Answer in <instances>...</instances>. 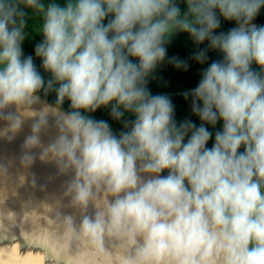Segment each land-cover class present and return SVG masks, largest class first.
I'll list each match as a JSON object with an SVG mask.
<instances>
[{
	"label": "clouds",
	"instance_id": "obj_1",
	"mask_svg": "<svg viewBox=\"0 0 264 264\" xmlns=\"http://www.w3.org/2000/svg\"><path fill=\"white\" fill-rule=\"evenodd\" d=\"M181 2L184 11L177 0H0V138L32 121L22 167L38 151L70 176L73 205L102 201L76 234L118 242L129 253L120 264H264V25L254 22L264 0ZM34 17L40 68L23 50ZM221 18L235 27L218 32ZM178 33L207 42L197 63L209 50L223 57L183 93L199 125L177 121L171 98L148 87ZM102 108L133 119L114 134L90 115ZM50 116L57 136L44 145Z\"/></svg>",
	"mask_w": 264,
	"mask_h": 264
},
{
	"label": "water",
	"instance_id": "obj_2",
	"mask_svg": "<svg viewBox=\"0 0 264 264\" xmlns=\"http://www.w3.org/2000/svg\"><path fill=\"white\" fill-rule=\"evenodd\" d=\"M41 101L51 103L42 96ZM4 123L0 121V127ZM31 124L26 120L11 141L0 138V248L17 245L19 253L38 252L45 264H120L118 257L129 253L118 242L105 237L97 247L76 234L85 216L94 218L102 210V201L99 208L73 205L65 195L70 176L60 174L54 163H42L38 151L33 166L22 167V145ZM56 136L55 118L50 116L43 144Z\"/></svg>",
	"mask_w": 264,
	"mask_h": 264
},
{
	"label": "trees",
	"instance_id": "obj_3",
	"mask_svg": "<svg viewBox=\"0 0 264 264\" xmlns=\"http://www.w3.org/2000/svg\"><path fill=\"white\" fill-rule=\"evenodd\" d=\"M59 2L63 3V0H59ZM177 2L179 3L181 10L184 11L186 6L181 2V0H177ZM254 22L257 25H264V10L261 11ZM28 24L29 27L26 29L28 32V37L23 45L24 54L25 56H33L34 62L36 63L37 67L40 68V60L34 55V47L42 39L41 36L36 34V29L39 26V17L29 19ZM233 27H235L234 22L230 23L224 21L221 18V28L218 30V32L226 33ZM199 48H207V42L198 47L188 36V34L178 33L168 45L167 58L177 57L181 60H186L189 64L188 70L184 71L183 69L175 68L168 62V59L166 58L165 62L157 68L155 78L150 79L148 85L153 95L164 94L171 98L175 106V115L177 121L191 119L197 125H199L200 121L192 114L190 101H186L184 99L183 93L190 91L197 86L199 80L201 79L202 72L208 66V64L213 61H221L223 59L219 52L209 50L207 63L203 65L199 64L191 59L193 54L198 51ZM253 69L258 71V68L255 65H253ZM42 74H44L45 79H48L47 74L43 72ZM41 96L51 103H54L56 98L54 92L50 93L47 97H44L43 94H41ZM66 102L63 106L65 110H67ZM125 116L128 118L127 120L130 124L133 117L130 114H126ZM113 124L119 127L118 121L115 120ZM220 127L221 125L218 124L216 129L210 128V130L213 131V136L215 131L220 130ZM210 146L211 142L209 143V147Z\"/></svg>",
	"mask_w": 264,
	"mask_h": 264
},
{
	"label": "bare ground",
	"instance_id": "obj_4",
	"mask_svg": "<svg viewBox=\"0 0 264 264\" xmlns=\"http://www.w3.org/2000/svg\"><path fill=\"white\" fill-rule=\"evenodd\" d=\"M18 246L0 248V264H45L43 255L38 252L19 253Z\"/></svg>",
	"mask_w": 264,
	"mask_h": 264
},
{
	"label": "flooded vegetation",
	"instance_id": "obj_5",
	"mask_svg": "<svg viewBox=\"0 0 264 264\" xmlns=\"http://www.w3.org/2000/svg\"><path fill=\"white\" fill-rule=\"evenodd\" d=\"M66 103H67V110H69L68 102H66ZM67 110H66V111H67ZM100 113H102V114H100ZM90 115H91L94 119H97V120H105V121H107V122L109 123L110 127L112 128L114 134H117V135H118L120 132L126 130V129H125V122H127V123L129 124V122H128V120H127L128 118H127L126 116L124 117V119H123L122 121H118V123H119V127L116 126L115 124H113V122H114L115 120H113L112 117H111V115H110V109L102 108V109L98 110L97 112L92 113V114H90ZM129 125H130V124H129ZM165 175H166V173H165Z\"/></svg>",
	"mask_w": 264,
	"mask_h": 264
}]
</instances>
